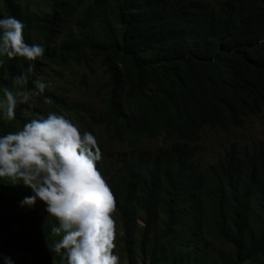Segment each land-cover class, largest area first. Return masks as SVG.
I'll use <instances>...</instances> for the list:
<instances>
[{
    "label": "trees",
    "instance_id": "16d2710c",
    "mask_svg": "<svg viewBox=\"0 0 264 264\" xmlns=\"http://www.w3.org/2000/svg\"><path fill=\"white\" fill-rule=\"evenodd\" d=\"M0 2L23 22L25 42L45 48L33 62L4 58L0 80L7 76L9 88L28 63L33 78L61 79L58 70L71 62L99 60L103 68L106 110L95 123L138 149L114 168L97 165L111 178L122 224L113 250L120 264H264V146L234 144L209 168L193 147L206 127L243 129L264 113V0H44L49 12L38 4L29 14L22 0ZM36 104L0 121V134L48 111L82 122L49 89ZM144 140L176 142L153 153L139 147ZM6 183L0 180V264L11 251L34 249L35 206H18L29 191ZM55 225L44 226L37 264H61L50 251Z\"/></svg>",
    "mask_w": 264,
    "mask_h": 264
},
{
    "label": "clouds",
    "instance_id": "9594fccd",
    "mask_svg": "<svg viewBox=\"0 0 264 264\" xmlns=\"http://www.w3.org/2000/svg\"><path fill=\"white\" fill-rule=\"evenodd\" d=\"M24 27L16 17L0 15V65L4 58L33 62L44 55L42 44L25 42ZM33 76L34 64L28 63L12 78L13 88L0 85V121H15L18 106L28 112L37 108L36 98L44 96L48 83ZM101 156L91 131H81L55 111L28 116L22 126L0 134V180L29 191L19 207L30 210L39 201L47 216L55 218L51 232L58 239L50 251L61 264H120L113 251L116 202L97 167ZM3 261L15 264L8 256Z\"/></svg>",
    "mask_w": 264,
    "mask_h": 264
},
{
    "label": "rangeland",
    "instance_id": "374dc122",
    "mask_svg": "<svg viewBox=\"0 0 264 264\" xmlns=\"http://www.w3.org/2000/svg\"><path fill=\"white\" fill-rule=\"evenodd\" d=\"M26 5V13L29 14L36 10V6L41 5L40 9L49 12L48 4L44 0H22ZM52 0H49V3ZM0 14L6 16L0 2ZM62 75L59 79L54 75H48L42 78L48 83V88L52 94L58 99L67 100L76 110L77 116L82 119L78 120L74 115L64 114L81 131H91L97 138L98 145L101 148V160L97 165L107 164L110 168H114L118 163L128 160L136 155L138 149L131 143L128 137L118 139L113 136L112 130L106 129V126L95 123L106 110L107 87L105 82L106 75L103 74V68L99 60L90 63L88 67L85 65H77L71 62L64 70H58ZM9 79L3 76L0 85L7 86ZM23 106V105H21ZM24 107V106H23ZM47 108H42V110ZM176 142V140L168 143L159 141L144 140L140 143L143 150H149L153 153L158 152L161 148H165ZM237 144L241 149L253 150L256 147L264 146V113L258 117H251L246 120L243 129H235L225 126L221 129L204 128L201 142L193 147H197L199 154V164L203 168H209L211 165L219 162L230 147ZM109 187L111 186V178L105 177ZM35 213L29 211L30 219L33 222L32 237H30L33 251L28 254H22L18 251L9 252L6 256L11 257L15 264H37L33 257V252L41 244V236L44 226L52 222L54 217L47 216L44 212V205L39 201L35 205ZM116 238V244L122 236V224L118 211L113 213ZM21 225V224H20ZM13 237V236H12Z\"/></svg>",
    "mask_w": 264,
    "mask_h": 264
}]
</instances>
